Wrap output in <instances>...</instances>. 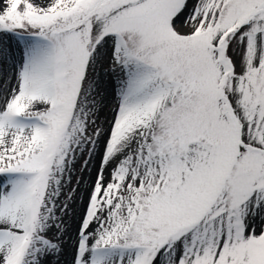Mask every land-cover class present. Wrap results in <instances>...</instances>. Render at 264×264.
<instances>
[{
  "label": "snow or ice",
  "instance_id": "obj_1",
  "mask_svg": "<svg viewBox=\"0 0 264 264\" xmlns=\"http://www.w3.org/2000/svg\"><path fill=\"white\" fill-rule=\"evenodd\" d=\"M0 264H264V0H0Z\"/></svg>",
  "mask_w": 264,
  "mask_h": 264
}]
</instances>
